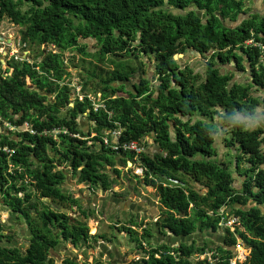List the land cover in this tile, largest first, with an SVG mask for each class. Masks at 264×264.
I'll use <instances>...</instances> for the list:
<instances>
[{
	"label": "trees",
	"instance_id": "trees-1",
	"mask_svg": "<svg viewBox=\"0 0 264 264\" xmlns=\"http://www.w3.org/2000/svg\"><path fill=\"white\" fill-rule=\"evenodd\" d=\"M250 1L0 0V21L8 19L21 27L22 50L31 49L25 59L7 61V67L0 52V123H28L36 132L0 134L2 205L30 218L35 203H25L37 198V193L25 187L24 170L36 180L37 192L49 198L61 194L55 184L65 181L62 171H53L55 162L77 170L89 160L83 175L101 178L97 168L102 165L96 162L110 160L102 153H117L107 149L103 139L118 130L122 143L150 138L160 151L152 157L142 154L140 160L145 182L156 189L163 208L160 226L165 234L190 237L224 232L223 244H165L149 259L129 264H233L232 248L238 240L250 253L234 264H264V113L255 127L245 121L264 105V53L247 43L254 40L264 46V15L252 13ZM90 41L98 45L94 54L84 45ZM51 45L57 52L48 51ZM67 50L115 65L113 71L100 74L96 66H82L88 76L83 92L93 81L95 91L101 93L97 111L88 94L71 99ZM188 51L207 59L203 73L178 63L176 55ZM139 56L155 60V80L143 77L128 88L139 69L133 67V58ZM121 57L125 59L118 61ZM232 63L238 71L249 70L248 84L235 82L233 73H223L218 66ZM48 95H54V101ZM81 117L91 124L89 133L84 132ZM216 117L225 131L223 147L236 154L231 162L221 161L214 146L220 132ZM61 128L70 134L58 140L41 135ZM75 135L90 136L101 147L92 149L88 140ZM5 145L16 153L3 152ZM121 153L131 160L135 157L133 152ZM237 181L241 185L236 186ZM222 208L239 225L222 228L228 217ZM3 230L0 224V264H50L38 254V244L25 253L8 247L5 240L11 236Z\"/></svg>",
	"mask_w": 264,
	"mask_h": 264
},
{
	"label": "flooded vegetation",
	"instance_id": "flooded-vegetation-1",
	"mask_svg": "<svg viewBox=\"0 0 264 264\" xmlns=\"http://www.w3.org/2000/svg\"><path fill=\"white\" fill-rule=\"evenodd\" d=\"M102 154H107L110 160L96 162L97 165H102L97 168L102 174L101 178L83 175L89 165V160L83 161L77 170L68 164L55 162L56 167L53 171H62L65 174V181L55 184L61 194L54 198L42 197L37 192L36 180L24 170L23 183L25 187L29 191L37 193V198L35 197L25 205L35 203V207L30 209L29 218L25 214L14 213L10 206H3L0 202L9 214L6 221L9 225L8 229L1 224L4 227L3 234L11 236V238L7 237L8 240H5V244L8 247L18 248L22 253L32 248L34 243L38 244V254L46 257L45 262L50 264L73 262L80 264H129L149 259L155 249L159 250L165 244L168 245L167 235L172 234H165L166 232L160 226V210V216L155 222L151 220L153 214L148 216L149 214L145 213L146 204L134 206L133 203L139 197L140 189L150 187L145 182L144 169L143 171L141 169L143 168L141 158L134 157L131 160L130 156L122 153L107 152ZM50 156L53 158L55 154L51 153ZM132 165H136L138 170L141 169V172H137L138 174L131 172ZM69 175L75 178L77 185L84 186L87 191L85 195L79 193L78 197L69 192L67 186V183H70ZM117 184L123 193L115 191ZM21 196H25L24 192L21 193ZM140 213L144 214L140 216ZM103 217L105 218L103 219ZM91 220H95V224L97 223L93 228L90 225ZM101 220L104 222L102 223ZM19 222H22V225H19ZM93 229L94 232H92ZM21 236H24L25 239L21 240ZM68 247L79 251L75 255H68L63 250ZM90 250H94V252L103 250L105 257L109 255L108 261L106 263L91 262L84 259L86 252H90ZM125 252H131L132 258L135 257L136 260L123 263L122 255Z\"/></svg>",
	"mask_w": 264,
	"mask_h": 264
},
{
	"label": "rangeland",
	"instance_id": "rangeland-1",
	"mask_svg": "<svg viewBox=\"0 0 264 264\" xmlns=\"http://www.w3.org/2000/svg\"><path fill=\"white\" fill-rule=\"evenodd\" d=\"M174 12L177 13L176 10H173ZM264 15V14H262ZM21 27L16 26L15 24H13L12 22H10L8 19H3L2 21H0V36L2 38H4L5 42L1 41L0 39V45L2 44V47L0 48L1 52H5L6 50L4 49V47H8V52H7V56L1 55V60H3V64L4 67H7V61L12 60L11 57H16L19 60H22V57L24 58L23 55V50H20L18 47H16L17 49H13L14 47L10 46V44H12L14 42V38H19L21 36ZM11 40V41H10ZM8 41H10L11 43H9ZM4 43V44H3ZM84 45L86 46V49L89 53L94 54L97 50H98V45L96 42L94 41H90V42H85ZM36 48L32 49L33 51H35ZM37 50V49H36ZM31 49H27L25 50V53L27 52V56L30 53ZM48 51H53L54 53L57 52V48H55L54 46H49L48 47ZM33 56V55H31ZM208 56H210V54H208ZM65 62L66 65L68 67V71L70 72V78L68 79V84L70 85V87L73 89L72 90V96L71 99L75 100L76 97H79L80 99L83 98L84 94H88L89 98L94 102V110H96V106H101V93H98L95 91L96 83L91 81V87H88V91L86 93L83 92L82 88H83V81L87 80V74L86 72H83L82 70V66L85 67V69H95V66L98 67L97 70V74H100L101 70L106 71V72H111L115 69V65L110 63L109 60L108 61H102L99 62V60H97V57H92V56H84L81 53H79L78 51H73V50H67L65 52ZM132 58V57H131ZM109 59V58H108ZM116 59V58H115ZM122 59H125L124 57L122 58H118V61H121ZM134 59V66L133 67H139L138 71L136 72L135 77L131 78L130 82L127 83L128 88L130 86H132V83H136L139 82L141 78H148L151 81L155 80V75L154 73V68H155V60L153 58H149L147 56H139V59L133 58ZM176 59L178 61V63H180V65H182L183 67L185 66H189L195 73L204 72V65L207 62V59H205L204 56L194 52V51H188L186 53H179L178 55H176ZM85 60V64L83 63V61ZM30 61H33V58H30ZM264 64V61H262ZM133 65V63H132ZM218 66H220L219 68L221 69V71L224 73L225 71H229L231 73H233L235 75L234 81L238 82L240 84H248L250 81V77H249V70L248 71H238L237 67L235 64H231V65H227V66H222L221 64H218ZM246 69H248V67H246ZM154 83V82H153ZM116 86H118L117 84H115ZM94 90V91H92ZM98 91V90H97ZM98 93V94H97ZM97 94V95H96ZM121 95H123L122 93H120ZM119 95V94H118ZM117 95V96H118ZM256 95H259L258 92H256ZM49 99L54 101V95H48ZM125 96V95H123ZM71 106H73V104H71ZM220 111L222 109H219ZM256 114L255 116L252 117V115H247V117H245V121L247 123L248 127H255L258 124V121H263V113H264V105H261L257 108V110L255 111ZM65 114V113H63ZM244 117V116H243ZM80 124H82L83 128H84V132L89 133L90 129H91V124L89 123L88 119L86 117H81L80 119ZM2 121V118L0 116V122ZM4 121V120H3ZM219 122V117H216V123L218 124ZM220 127V132L215 135V139H216V143H215V148L219 154V159L221 161H233V157L236 156V154L234 152H230L228 150H225V148L223 147L222 144V139L225 137L224 136V130L221 128L222 125L219 123L218 124ZM33 128L30 127V125L28 123H24L23 125L20 126H15L12 123H8L7 121H4L3 123H0V134H9L10 136H14L15 133H29L31 135H35L36 133H32L31 131ZM64 128H61V130ZM67 130V129H65ZM116 131V130H115ZM118 131V130H117ZM109 133V132H107ZM69 131L67 130V134L64 133H59L57 138L55 140H58L60 135H69ZM106 134V133H105ZM42 136L44 137H49L50 133H48L47 135L45 133H41ZM78 135H75V137H77ZM91 138L95 137V134L92 133ZM90 136L87 137H77L80 138L82 140H88L87 141V145L88 147H91L92 149L96 148V150H99V145L98 144H93ZM1 141V139H0ZM142 146L144 147V152L143 154H146L148 156H153L154 152L158 151L160 152L156 146H153V141L150 138H146L145 141H142ZM4 149L9 150L12 154L5 152ZM1 150L3 152H5L8 155H13L14 153H16V149L14 148H10L8 145L2 146ZM137 165V164H136ZM136 165H132V167H130V171L133 173H139L141 172V169L143 171L144 168H139L140 170L137 169ZM235 171V169H234ZM137 173V174H138ZM237 173V172H236ZM236 175V179L237 180H241V178L239 177V174H235ZM69 177V184L67 183L69 192L74 193L75 196H80V194L82 193L83 195L86 194L87 191H85L84 186L82 185H77L75 178H73L71 175L68 176ZM241 185L240 182L237 181L236 186ZM33 189V188H32ZM81 191V192H79ZM115 191L117 193H123V191L120 190L118 184L116 185ZM201 192H205L206 190H201ZM80 193V194H79ZM138 195V194H137ZM137 197V196H136ZM147 201V203H146ZM160 200L157 197V193H156V189L152 186L147 187L146 189L141 190L140 189V194L139 197H137L135 199L134 206H138L139 204L143 205L146 204V208L147 210L144 209L145 213H148L150 216V214H153V217H151L150 219L155 221L157 220L159 215V210L160 212H162L161 210V205H160ZM154 212V213H153ZM144 214V213H140V216ZM9 214L7 213L6 209L0 204V224H3L6 226V228L8 229L9 225L6 223ZM146 215V214H145ZM105 217H103L104 219ZM98 220H100L99 218H97ZM102 223L104 222V220H101ZM107 221V220H105ZM101 223V225L103 226V224ZM97 224V223H96ZM95 224V220H91L90 221V225L93 228ZM19 225H22V222H19ZM13 230V228H12ZM95 230L93 229L92 232H94ZM223 230H221L219 232V234H212V232L208 231L206 233L208 234H202V233H196L195 235H193L192 238H189L187 240V242L191 243V242H196L198 243H202L204 241L209 243V246H212V244L210 243L211 240L213 242H216V244L220 243L221 241L218 242V237L217 235H222ZM216 238H215V237ZM20 238H22L21 240H23L24 236H21ZM25 239V238H24ZM215 241H214V240ZM220 240V239H219ZM171 239L169 240L170 244L171 243ZM164 242V241H163ZM186 242V243H187ZM121 243V241H120ZM169 245V244H168ZM176 246V245H175ZM63 250L66 251V253L68 255H75L79 250H73L70 247L68 248H63ZM124 252V251H123ZM248 253H250V250L247 249L245 243L243 241H239L238 240V245L236 246V249L234 250V254H235V259L234 261L236 262L237 259H239V261H244L245 258H247ZM139 257V256H136ZM141 258V256H140ZM84 259L89 260L91 262L93 261H102L104 263H106L109 259V255L107 257H105V255L103 254V250L101 251H95L94 250H90V252H86V255L84 256ZM94 259V260H93ZM136 260V258H132V254L131 252H125L122 255V262L123 263H128L130 261ZM200 259H204V257H201Z\"/></svg>",
	"mask_w": 264,
	"mask_h": 264
},
{
	"label": "built area",
	"instance_id": "built-area-1",
	"mask_svg": "<svg viewBox=\"0 0 264 264\" xmlns=\"http://www.w3.org/2000/svg\"><path fill=\"white\" fill-rule=\"evenodd\" d=\"M15 40H16V42L10 44V46H12L14 48L21 47L22 44L20 43V40H18L16 38H15ZM247 43L249 45L259 46V48L261 47V50L264 53V46L263 45H260V44L256 43L254 40H249ZM23 46L25 47V44ZM262 56L264 57V55H262ZM24 58H26V56H24ZM262 61H263V59H262ZM100 107L101 106H96V110L98 108H100ZM32 130H34V129H32ZM31 132L32 133H36L35 130L34 131H31ZM61 132L64 133V134H67V130H65V129H62V130L61 129H53L51 131L45 130L43 133H45L46 135L48 133H50L51 138L54 137L56 139L57 136H58V134L61 133ZM107 134L108 133L106 132V135ZM103 141H104V144L103 145L107 149H111V150H113L114 152H117V153H121V152H124V153L125 152H133L135 154V157H141V155L144 152V147L138 141H131V142L122 143L121 142V132L120 131H117V130L116 131H113L110 134V137H104ZM4 150H5V152H8V153L12 154L9 150H7V149H4ZM235 222H236V219L233 218V219H230L227 224L229 226H231V225L235 224Z\"/></svg>",
	"mask_w": 264,
	"mask_h": 264
},
{
	"label": "clouds",
	"instance_id": "clouds-1",
	"mask_svg": "<svg viewBox=\"0 0 264 264\" xmlns=\"http://www.w3.org/2000/svg\"><path fill=\"white\" fill-rule=\"evenodd\" d=\"M0 39H1V41H3V42H5V40H4V38H2L1 36H0ZM17 39V38H16ZM18 40H20V37L18 38ZM11 41V40H10ZM16 42V40H15V38H14V42L13 43H15ZM4 44V43H3ZM2 47V44L0 45V48ZM20 50H22V46L21 47H18ZM4 49L6 50L5 52H2V55H6L7 56V52H8V47H4ZM13 49H17V48H13ZM10 50V49H9ZM0 52H1V50H0ZM22 56H26L27 57V52L25 53V51H23V55ZM11 58H14L15 60H19V59H17L16 57H11ZM23 59V58H22ZM25 59V58H24ZM3 61V60H2ZM4 63V62H3ZM175 182H177V181H175ZM227 208H222V212L223 213H226L227 215H228V218L229 219H236V222H235V224H233L234 226H237V225H239V222L237 221V218L236 217H233V216H231L230 215V213H228L227 212V210H226ZM222 228H224L223 226H222ZM223 230V229H222ZM221 231V230H220ZM219 231V232H220ZM218 232V233H219ZM217 233V234H218ZM196 234V233H195ZM195 234H193V235H195ZM212 234H215V233H212ZM193 235H191L190 237H188V238H192L193 237ZM222 237H223V241H224V232H222V235H221ZM172 238H176L175 236H173V235H170V234H168L167 235V240H168V244L169 245H172V244H170V242H169V240L170 239H172ZM239 241H241V240H239ZM182 242H187V239H186V241H180V242H177V243H174V242H172L171 241V243H173V246H175V247H179V245L182 243ZM204 242H206V241H204ZM187 243H189V242H187ZM216 243V242H215ZM198 244H200V243H198ZM218 244H223V242H221V243H218ZM235 249H236V247H235ZM248 249V248H247ZM248 256H249V253H248ZM248 256H247V258H248ZM247 258H245L244 260H246Z\"/></svg>",
	"mask_w": 264,
	"mask_h": 264
},
{
	"label": "crops",
	"instance_id": "crops-1",
	"mask_svg": "<svg viewBox=\"0 0 264 264\" xmlns=\"http://www.w3.org/2000/svg\"><path fill=\"white\" fill-rule=\"evenodd\" d=\"M249 7L252 9V13H259V14H264V0H251ZM206 232H204L203 234H205ZM208 234V233H206ZM219 234V233H218ZM216 235V234H215ZM215 237V236H214ZM217 237L220 239H218V242L221 241L223 239V237L221 235H217ZM216 238V237H215ZM214 240V239H213ZM212 241V240H211ZM215 241V240H214ZM203 243V242H202ZM200 243V244H202ZM221 243V242H220Z\"/></svg>",
	"mask_w": 264,
	"mask_h": 264
},
{
	"label": "water",
	"instance_id": "water-1",
	"mask_svg": "<svg viewBox=\"0 0 264 264\" xmlns=\"http://www.w3.org/2000/svg\"><path fill=\"white\" fill-rule=\"evenodd\" d=\"M186 239L188 240L189 238L185 236H181V237L172 238L171 240L172 242L177 243L180 241H186ZM221 242H223V239L221 240ZM232 250H235V247H233Z\"/></svg>",
	"mask_w": 264,
	"mask_h": 264
},
{
	"label": "bare ground",
	"instance_id": "bare-ground-1",
	"mask_svg": "<svg viewBox=\"0 0 264 264\" xmlns=\"http://www.w3.org/2000/svg\"><path fill=\"white\" fill-rule=\"evenodd\" d=\"M9 43H10V41H8ZM230 219L227 217V218H225L224 220H223V222H222V225H223V227H233L234 225H231V226H229L227 223H228V221H229ZM235 263V261H233V264Z\"/></svg>",
	"mask_w": 264,
	"mask_h": 264
}]
</instances>
